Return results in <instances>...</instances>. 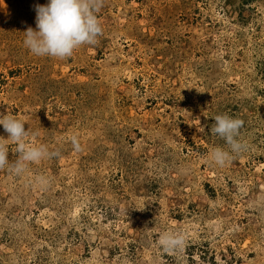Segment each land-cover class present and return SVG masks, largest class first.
<instances>
[{
    "label": "rangeland",
    "instance_id": "1",
    "mask_svg": "<svg viewBox=\"0 0 264 264\" xmlns=\"http://www.w3.org/2000/svg\"><path fill=\"white\" fill-rule=\"evenodd\" d=\"M47 2L0 0V116L58 153L0 169V264H264V0H104L65 59L24 45ZM225 114L246 148L220 167Z\"/></svg>",
    "mask_w": 264,
    "mask_h": 264
},
{
    "label": "clouds",
    "instance_id": "2",
    "mask_svg": "<svg viewBox=\"0 0 264 264\" xmlns=\"http://www.w3.org/2000/svg\"><path fill=\"white\" fill-rule=\"evenodd\" d=\"M104 0H48L45 5H37L36 28L24 31V45L30 52L40 57L65 59L71 57L75 50L83 45H95L102 35L103 28L96 13L103 7ZM211 132L219 136L226 148L217 147L210 153L212 162L220 167L226 165L234 154L245 150L239 139L244 121L228 115H217ZM0 125L8 134V139L15 143L18 159L10 163L8 147L0 143V169L7 168L11 174L20 175L26 163L39 162L58 153H50L46 146L30 147L26 143L35 133L31 128L25 129V123L12 116H0ZM73 148L80 151L81 145L76 136L71 137ZM159 243L164 251L182 248L184 238L181 234L163 233Z\"/></svg>",
    "mask_w": 264,
    "mask_h": 264
}]
</instances>
